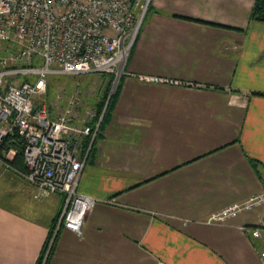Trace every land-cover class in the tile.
Masks as SVG:
<instances>
[{"label": "crops", "instance_id": "0c3cea01", "mask_svg": "<svg viewBox=\"0 0 264 264\" xmlns=\"http://www.w3.org/2000/svg\"><path fill=\"white\" fill-rule=\"evenodd\" d=\"M255 3L152 1L80 178L97 203L81 235L62 228L49 264H264V236L251 231L264 202L209 220L264 192ZM37 194L0 162V264L40 261L64 196Z\"/></svg>", "mask_w": 264, "mask_h": 264}, {"label": "built area", "instance_id": "2783aa9c", "mask_svg": "<svg viewBox=\"0 0 264 264\" xmlns=\"http://www.w3.org/2000/svg\"><path fill=\"white\" fill-rule=\"evenodd\" d=\"M152 1L0 0V150L8 135L21 136L25 170L12 165L13 153L0 154V162L35 185L37 196H64L55 235L61 227L81 235L97 203L94 196L79 191L80 178ZM90 72L111 75L114 88L103 110L92 115L95 127L91 119L65 135L72 109L55 118L53 107L37 105L36 96L47 92L51 73ZM263 202L264 192L257 193L209 220L223 221ZM251 231L254 237L264 236V215ZM261 258L264 261V245Z\"/></svg>", "mask_w": 264, "mask_h": 264}, {"label": "rangeland", "instance_id": "374dc122", "mask_svg": "<svg viewBox=\"0 0 264 264\" xmlns=\"http://www.w3.org/2000/svg\"><path fill=\"white\" fill-rule=\"evenodd\" d=\"M48 89L44 94L36 96V104H47L55 107L54 117L57 118L67 109H72L74 117L68 120L69 134L71 128L81 129L92 119L94 113H99L101 98L109 97L114 88L113 77L100 72L85 74L51 73L47 76ZM106 97V98H107ZM86 144V139L84 140Z\"/></svg>", "mask_w": 264, "mask_h": 264}, {"label": "trees", "instance_id": "16d2710c", "mask_svg": "<svg viewBox=\"0 0 264 264\" xmlns=\"http://www.w3.org/2000/svg\"><path fill=\"white\" fill-rule=\"evenodd\" d=\"M150 8H151V6H150ZM252 19L256 20V21L264 22V0H256V3L254 5L253 11H252ZM119 87H120V82L118 83L116 91L112 94L111 98L109 99V102H108V105H107V108H106V111L104 114V118H103L101 125L99 127V131H98V134H97L95 141L103 132V129L106 125V121H107L108 116L111 112L112 105L118 96ZM106 97H107V95H105V96H103V98H101V102L99 103L100 111L103 110V108L107 102L108 97L107 98ZM95 141L93 142V145H94ZM87 144H89V139L86 140V145ZM24 148H25L24 139L21 136H19L17 133H14V134H10L6 137L5 142L2 146V149L0 150V154L2 156H4L8 151L14 150L15 154H14L13 159L11 160V163L15 168L19 169L20 171H24L25 170V163H24V156H23L24 155ZM252 161H253L255 167L259 164V161H257V160L253 159ZM59 216H60V213L56 217L55 222L50 229V234H49L48 239L44 245V249L42 251V256H41L38 264H49L53 254L55 252L59 233L62 230V227H61L59 229V231L57 232V234L55 235V229H56V225H57ZM53 238H54V240H53ZM52 240H53V244L51 246L49 254L47 255V252H48V249L50 247V243ZM46 255H47V258H46ZM45 258H46V260H45Z\"/></svg>", "mask_w": 264, "mask_h": 264}]
</instances>
